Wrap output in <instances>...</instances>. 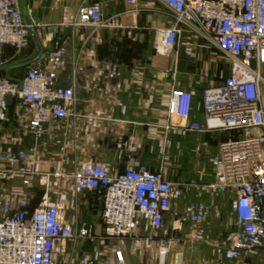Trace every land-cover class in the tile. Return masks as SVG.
<instances>
[{
  "label": "crops",
  "instance_id": "crops-1",
  "mask_svg": "<svg viewBox=\"0 0 264 264\" xmlns=\"http://www.w3.org/2000/svg\"><path fill=\"white\" fill-rule=\"evenodd\" d=\"M24 14L39 24L35 33L44 59L54 46L53 36L65 41L67 59L58 72L56 85L72 88L75 101L71 114L62 120L51 119L42 137L29 128L32 109L12 98L4 119L0 120L1 155L29 152L30 169L35 172L29 184L25 176L0 178V215L4 203L12 210L26 198L29 213L38 209L44 198L58 203L64 222L76 235L85 228L89 236L77 237L57 249L60 264H78L82 258L99 262L121 250L129 264H213L217 260L215 243L226 240L233 230L230 210L233 196H215L216 173L212 161L220 144L233 135L229 131L208 129L203 111L204 89L217 83L219 70L230 72L227 55L197 29L185 24L177 44L168 53L156 48L157 29L173 24V14L158 0L129 4L126 0H20ZM103 5L105 25L78 27L70 24L84 4ZM67 23L61 27L60 23ZM37 45L30 34L25 46L6 47L1 56L0 73L21 79L35 61ZM189 90L193 95L190 115L174 117V128L167 129L169 107L174 90ZM100 163L111 176L129 167L163 170L171 180H182L188 187L166 218L172 242L162 260L158 242L133 251L134 241L105 235L102 223L103 199L98 191L77 192L73 174L84 164ZM4 162L1 169L9 168ZM17 165L13 169L20 170ZM199 202L212 206V214L197 227L174 229L183 218L184 208ZM231 228L221 238L207 234ZM186 222V221H185ZM202 228V233L200 230ZM145 225L133 234L148 235ZM197 239L201 243H197ZM258 263L262 257L258 258ZM249 258L222 264H253ZM257 263V264H258Z\"/></svg>",
  "mask_w": 264,
  "mask_h": 264
},
{
  "label": "built area",
  "instance_id": "built-area-1",
  "mask_svg": "<svg viewBox=\"0 0 264 264\" xmlns=\"http://www.w3.org/2000/svg\"><path fill=\"white\" fill-rule=\"evenodd\" d=\"M135 5L145 0H126ZM173 14V24L157 29L156 48L168 53L177 44L185 24L197 29L227 55L230 72L216 74L217 83L203 91V111L208 129L229 131L232 137L223 141L212 161L216 173L213 193H230L233 202L230 217L233 230L226 240L214 244L217 260L222 264L243 258L262 257L264 264V0H158ZM73 26L102 27L105 25L103 5L84 4L70 23ZM65 27L67 23H60ZM39 26L32 22V27ZM30 27L20 0H0V66L6 47L19 50L28 42ZM54 46L44 59H38L21 79L0 74V120L8 110L6 96L20 99L33 111L29 121L35 137L43 136L45 126L53 120L67 118L75 101L72 88L56 85L59 69L67 59L65 41L53 36ZM193 95L189 90L172 93L167 129L176 127L174 117L187 118L191 113ZM256 134H249L250 131ZM0 178L24 175L29 184L35 174L30 169L33 155L29 152L1 155ZM22 165L20 170L14 166ZM77 192L98 191L102 194V223L105 235L117 240L134 241L133 251L158 242L163 260L171 251L172 242L164 220L178 203L188 184L168 179L163 170L129 167L111 176L100 163L82 165L73 174ZM28 201L21 198L12 210L4 203L0 215V264H60L57 249L77 237L89 236L87 229L76 235L61 216L60 205L44 198L34 212L27 211ZM183 218L176 219L173 228L181 229L185 221L197 227L212 214V206L199 202L194 208H184ZM145 225L148 235L133 232ZM231 243L227 245V241ZM78 264H129L121 250L115 256L99 262L82 258Z\"/></svg>",
  "mask_w": 264,
  "mask_h": 264
},
{
  "label": "rangeland",
  "instance_id": "rangeland-1",
  "mask_svg": "<svg viewBox=\"0 0 264 264\" xmlns=\"http://www.w3.org/2000/svg\"><path fill=\"white\" fill-rule=\"evenodd\" d=\"M261 73H262V77L264 78V65H262V67H261ZM249 134H256V132L253 130V131H250ZM181 181H182V180H181ZM221 220H222V229H223V230H222L220 233H219V232H216V231H214V230H212V232H210L209 234H207V236H208L210 239H212V240L216 239L217 236H218L219 234H221V238H223V237H225V236L229 233V231H230L231 228H228V229H227V228L224 227V222H225L224 217L221 218ZM171 221H172L171 218H165V220H164V227H165V228H168L169 225L171 224ZM184 225H185L186 227H190V225H188L187 222H185ZM228 230H229V231H228ZM202 232H203V231H202V228H201L200 233H202ZM197 243H201V241L197 239ZM259 257H260V256H259ZM259 257L257 256V257L252 258V259L250 260L251 263H253V264H257L258 261H259V259H258Z\"/></svg>",
  "mask_w": 264,
  "mask_h": 264
},
{
  "label": "water",
  "instance_id": "water-1",
  "mask_svg": "<svg viewBox=\"0 0 264 264\" xmlns=\"http://www.w3.org/2000/svg\"><path fill=\"white\" fill-rule=\"evenodd\" d=\"M25 20H26L27 24H28L29 27H30V34H31L32 37L35 39V41H36V45H37V51H36V53H35V54H34V55L28 60V62H30V61L37 60V59L40 57V54H41V52H42V47H41L40 42H39L38 39H37V36H36L35 30H34V28L32 27V21H31V19L29 18V16H28L27 14H25ZM11 99H12V97H11L10 95H7V96H6V101H7L8 105L10 104ZM230 243H231V241L228 240V241H227V245H229Z\"/></svg>",
  "mask_w": 264,
  "mask_h": 264
},
{
  "label": "trees",
  "instance_id": "trees-1",
  "mask_svg": "<svg viewBox=\"0 0 264 264\" xmlns=\"http://www.w3.org/2000/svg\"><path fill=\"white\" fill-rule=\"evenodd\" d=\"M1 74V73H0ZM2 75V74H1Z\"/></svg>",
  "mask_w": 264,
  "mask_h": 264
}]
</instances>
